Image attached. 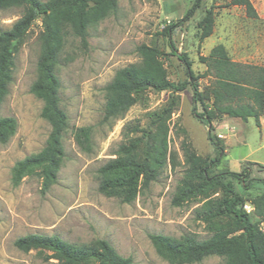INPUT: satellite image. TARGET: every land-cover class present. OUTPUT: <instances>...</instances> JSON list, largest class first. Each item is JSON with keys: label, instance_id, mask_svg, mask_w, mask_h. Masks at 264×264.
Returning <instances> with one entry per match:
<instances>
[{"label": "rangeland", "instance_id": "1", "mask_svg": "<svg viewBox=\"0 0 264 264\" xmlns=\"http://www.w3.org/2000/svg\"><path fill=\"white\" fill-rule=\"evenodd\" d=\"M42 2L46 0H40ZM117 10L88 29L87 48L67 36L56 76L60 83L59 104L68 118L63 136L64 159L56 183L44 194L36 173L24 177L17 187L11 183V169L27 156L44 148L50 131L40 117L42 102L30 93L37 77L40 52V20L27 31L14 54L12 80L0 104V118L12 117L17 127L6 144H0V264H58L46 250H17L13 243L29 234L58 236L69 244L85 245L107 241L132 264H169L158 256L149 235L173 239L190 235L202 241L209 238L225 219L206 221L207 204L221 195L217 190L196 194L182 201L177 198L190 178L192 154L202 161L214 158L207 140L208 127L192 113V91H144L136 96L126 114L101 123L105 104L104 87L115 72L141 63L137 47L146 45L160 53L168 80L185 79L176 54H184L195 75L206 72L199 57H206L221 44L231 61L264 67V0H250L256 18L229 0H200L199 7L184 19L194 0H116ZM214 13L212 34L200 41L198 24L207 9ZM22 8L0 11V32L10 29ZM174 26L171 30L170 27ZM204 76V75H203ZM212 76L199 78V91L207 90ZM172 103L169 114L158 116ZM197 112H200L197 107ZM261 118V117H260ZM252 118L242 121L227 116L212 121L210 135L223 147V156L211 174L240 173L247 168L252 180L264 179V127ZM90 129L89 147L80 145V130ZM222 139H217V135ZM132 146H134L132 148ZM154 169L155 178L140 188L130 204L118 197L99 193L100 167L123 156L122 148ZM258 184L242 194L252 210V222L264 232V200ZM256 200V204L251 202ZM208 207V208H207ZM195 264H223L209 257Z\"/></svg>", "mask_w": 264, "mask_h": 264}, {"label": "trees", "instance_id": "2", "mask_svg": "<svg viewBox=\"0 0 264 264\" xmlns=\"http://www.w3.org/2000/svg\"><path fill=\"white\" fill-rule=\"evenodd\" d=\"M200 0H194L186 12L187 19L199 7ZM232 6L242 7L250 18H256L250 0H229ZM22 8L21 16L10 29L0 32V104L7 95L12 80L14 54L22 45L32 23L39 19L40 52L36 62L37 77L30 87V93L42 102L40 117L50 131L46 144L40 152L18 161L11 169V183L17 187L22 179L36 173L41 182V193H46L57 181V174L64 159L63 136L68 128V118L59 104L60 83L56 76L59 56L65 38L72 36L87 48L88 29L96 26L109 14L117 10L116 0H0V11ZM214 13L207 9L198 24L199 40L208 38L213 31ZM174 26L170 27L171 30ZM170 47L185 73L183 81L171 82L159 60L157 49L140 45L136 51L141 63L131 64L117 70L112 80L104 87L105 104L101 123L123 117L134 105L136 96L144 91L183 92L192 91V113L206 127L207 140L215 151L214 158L202 161L192 154L187 161L192 163L190 178L177 198L182 201L196 194L217 190L221 197L209 203L206 221L225 219L226 224L218 226L213 234L202 241L185 235L179 239L163 235H149L156 254L169 264H195L209 257H218L223 264H264V232L252 222L249 213L243 210L244 191L260 184L264 200V179L252 180L247 168L240 173L219 172L217 168L223 156V147L214 143L210 135L211 123L218 117L227 116L242 121L252 118L258 124L264 110V67L235 63L230 60L223 45H215L206 57H199L206 67L202 75H195L191 62L184 54L177 55ZM206 75L212 76L211 86L199 91L197 81ZM199 107L200 112H197ZM172 110L169 104L158 116L161 119ZM17 123L12 117L0 118V144H6L16 131ZM90 129L80 130V145L89 147ZM218 139V138H217ZM134 146H132L133 148ZM123 156L107 162L99 168L101 182L99 193L118 197L123 204L132 203L140 188H146L154 180L155 171L146 161H139L130 155L128 148H122ZM256 204V200L251 202ZM14 247L22 252L46 250L58 264H132L131 258H123L105 240L90 244H69L58 236L29 234L17 238Z\"/></svg>", "mask_w": 264, "mask_h": 264}, {"label": "built area", "instance_id": "3", "mask_svg": "<svg viewBox=\"0 0 264 264\" xmlns=\"http://www.w3.org/2000/svg\"><path fill=\"white\" fill-rule=\"evenodd\" d=\"M218 139H222L223 137L221 136V135H217L216 136ZM243 210L246 212V213H250V211L252 210V208L247 204V203H245L244 205H243Z\"/></svg>", "mask_w": 264, "mask_h": 264}, {"label": "crops", "instance_id": "4", "mask_svg": "<svg viewBox=\"0 0 264 264\" xmlns=\"http://www.w3.org/2000/svg\"><path fill=\"white\" fill-rule=\"evenodd\" d=\"M260 126L264 127V110H263V114H262V116L260 118Z\"/></svg>", "mask_w": 264, "mask_h": 264}]
</instances>
